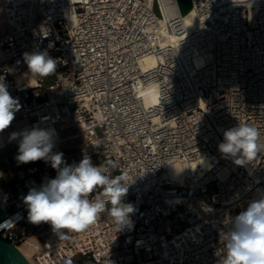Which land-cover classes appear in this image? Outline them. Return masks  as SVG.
Listing matches in <instances>:
<instances>
[{
	"label": "built area",
	"instance_id": "built-area-1",
	"mask_svg": "<svg viewBox=\"0 0 264 264\" xmlns=\"http://www.w3.org/2000/svg\"><path fill=\"white\" fill-rule=\"evenodd\" d=\"M193 7L200 26L173 47L154 41L161 20L152 0H0L9 23L0 34V80L22 106L5 130L55 126L61 149L69 143L67 164L85 154L93 164L113 161L110 175L129 185L123 199L135 209L122 231L107 212L83 231L64 230L58 249L36 253L39 264H220V233L264 189V150L240 166L218 149L240 122L257 128L264 144V0H193ZM37 50L59 60L54 75L30 76L23 54ZM149 56L156 63L144 67ZM152 86L154 102L145 93ZM3 149L0 171L18 155ZM41 161L34 184L0 182V205L19 206L0 222L16 246L50 225L30 223L23 201L56 176ZM177 164L190 171L186 178L170 174Z\"/></svg>",
	"mask_w": 264,
	"mask_h": 264
},
{
	"label": "clouds",
	"instance_id": "clouds-1",
	"mask_svg": "<svg viewBox=\"0 0 264 264\" xmlns=\"http://www.w3.org/2000/svg\"><path fill=\"white\" fill-rule=\"evenodd\" d=\"M23 60L31 77L54 75L59 63L47 50L25 52ZM21 107L19 98H14L7 83L0 80V133L10 127ZM259 136L257 128L240 122L224 131L218 149L225 158L231 157L235 164L243 166L264 150V144L258 143ZM9 139L18 140L15 157L18 164L43 160L56 171L55 178L31 188L23 197L30 223H49L60 238L66 236L64 230H85L104 212L117 231L131 226L130 216L135 209L123 199L129 185L122 176L110 175V170L116 167L113 161L97 165L85 154L79 163L67 164L62 152L53 151L55 130L50 128L34 126L11 133ZM97 189H102V196L95 195ZM220 242L223 245L220 264H264V195L228 220L227 231L220 233Z\"/></svg>",
	"mask_w": 264,
	"mask_h": 264
},
{
	"label": "bare ground",
	"instance_id": "bare-ground-1",
	"mask_svg": "<svg viewBox=\"0 0 264 264\" xmlns=\"http://www.w3.org/2000/svg\"><path fill=\"white\" fill-rule=\"evenodd\" d=\"M152 1L155 2V0H152ZM158 2L160 4L159 6L162 12V17L160 18L161 20L160 33L154 36L155 42L159 43L162 46L171 45L173 47H176L178 45V41L182 37L183 32L189 35V34L194 33L196 30H198L200 26V18H199L196 8L193 7L189 13L183 15L180 11L177 0H158ZM5 26H6L5 29L0 34L4 33L8 29L9 23L7 22V20H6ZM179 30H181V32H179ZM181 61L186 64L184 59H181ZM195 62L198 66H200V64L202 63V60L196 59ZM155 63H156V60L153 57L149 56V57H146L145 61L143 62V65L144 67H148V66H153ZM184 68L189 78L192 79L191 71H190V68L187 66V64H186V67L184 66ZM145 93L151 96L150 98L151 102L156 101L157 90L154 86L149 87ZM143 96H145L144 93H143ZM38 127L45 128V129L50 128V129L55 130V148L53 149V151L62 152L61 146L59 144V140L61 139V137L58 134L57 128L55 126H49V125H44V126L38 125ZM24 129H30V128L25 122H21V125L19 128L4 130V132L0 133V149L7 147V145L10 143L18 142V140L10 141L9 139L10 135L13 132H20ZM199 163L202 166L201 167L202 171H205L209 167L208 158H202ZM170 174L173 177L186 178V176L190 174V171L184 170L182 166L177 164V165L171 166ZM262 195H264V189L259 187L256 191L253 192L252 195L248 197L246 202L242 204L241 208L246 204L248 205L252 200L258 199ZM2 196H3V193L0 189V199H3ZM44 230H46L47 232H49V230L51 231L52 230L51 225L46 226ZM30 237H32L35 241H37L40 244V247L36 249L35 251L31 252L30 254L26 255L28 259H30L31 257H34V260H36V253L39 250H41L43 247L47 246L53 249H58L61 246L60 237L54 238L49 243L44 244L40 241L38 237L30 234L25 238L24 241H26Z\"/></svg>",
	"mask_w": 264,
	"mask_h": 264
},
{
	"label": "rangeland",
	"instance_id": "rangeland-1",
	"mask_svg": "<svg viewBox=\"0 0 264 264\" xmlns=\"http://www.w3.org/2000/svg\"><path fill=\"white\" fill-rule=\"evenodd\" d=\"M5 24H6V20L4 19V15L2 13V11L0 10V33L5 29ZM75 132V129H68L65 131L60 132V135L63 136H67L71 133ZM69 145V143H65L62 145V149L64 151H66L67 146ZM12 148H17L18 149V142L15 143H10L7 145V147H5L3 150L4 152H9L12 151ZM1 151V149H0ZM2 152V151H1ZM8 166V167H7ZM2 170L0 171V182L4 187H8L11 189H14V185L19 182L20 180L24 182V184H34L37 179H38V172L40 170V168L42 167V161H36V162H29L27 164H18L17 161L11 163L10 165H1ZM114 173H117V171H114ZM2 191V190H1ZM3 199H0V201L5 200L6 198V194L2 191ZM247 204L244 205L241 208V211L246 210L247 208ZM47 233L49 234V239L46 242H41L44 244L49 243L50 241H52L54 238H57L58 236L51 230H49V232H47L46 230L42 229L39 230L38 232H32V235H35L36 237H40V235H47ZM30 235V234H29ZM60 245V243H59ZM36 263L39 264V262L37 261V259L35 260Z\"/></svg>",
	"mask_w": 264,
	"mask_h": 264
},
{
	"label": "water",
	"instance_id": "water-1",
	"mask_svg": "<svg viewBox=\"0 0 264 264\" xmlns=\"http://www.w3.org/2000/svg\"><path fill=\"white\" fill-rule=\"evenodd\" d=\"M180 11L183 15L189 13L193 8V0H177ZM158 0L154 2V9L158 16L162 17V12L159 6ZM19 208L17 203L10 205H0V222L6 218V209L7 211L14 210ZM6 228L0 230V264H37L34 260V257L28 259L26 255L35 251L40 247V244L35 241L32 237L24 241L19 246H16L13 242L15 235L9 237L3 235V231Z\"/></svg>",
	"mask_w": 264,
	"mask_h": 264
},
{
	"label": "crops",
	"instance_id": "crops-1",
	"mask_svg": "<svg viewBox=\"0 0 264 264\" xmlns=\"http://www.w3.org/2000/svg\"><path fill=\"white\" fill-rule=\"evenodd\" d=\"M19 182H23V181L20 180ZM23 183H24V182H23ZM10 189H11V188H10Z\"/></svg>",
	"mask_w": 264,
	"mask_h": 264
}]
</instances>
